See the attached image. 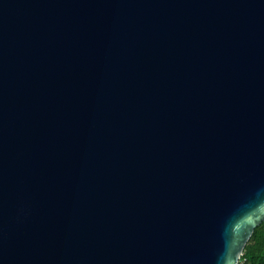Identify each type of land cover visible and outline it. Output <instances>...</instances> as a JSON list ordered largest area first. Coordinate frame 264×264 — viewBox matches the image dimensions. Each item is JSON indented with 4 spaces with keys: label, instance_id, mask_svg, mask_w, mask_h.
<instances>
[{
    "label": "water",
    "instance_id": "obj_1",
    "mask_svg": "<svg viewBox=\"0 0 264 264\" xmlns=\"http://www.w3.org/2000/svg\"><path fill=\"white\" fill-rule=\"evenodd\" d=\"M264 222V0H0V264H239Z\"/></svg>",
    "mask_w": 264,
    "mask_h": 264
},
{
    "label": "trees",
    "instance_id": "obj_2",
    "mask_svg": "<svg viewBox=\"0 0 264 264\" xmlns=\"http://www.w3.org/2000/svg\"><path fill=\"white\" fill-rule=\"evenodd\" d=\"M239 264H264V222L256 228Z\"/></svg>",
    "mask_w": 264,
    "mask_h": 264
}]
</instances>
